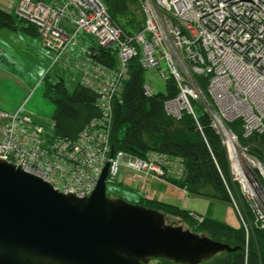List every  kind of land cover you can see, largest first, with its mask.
<instances>
[{"label": "built area", "instance_id": "obj_1", "mask_svg": "<svg viewBox=\"0 0 264 264\" xmlns=\"http://www.w3.org/2000/svg\"><path fill=\"white\" fill-rule=\"evenodd\" d=\"M140 2L143 27L129 33L111 19L102 0L17 1L15 14L36 27L54 54L52 63L58 61L71 79L96 93L99 114L70 138L55 133L52 119H36L24 107L25 100L13 110L0 107V157L77 196L90 194L106 162L112 179L123 168L140 174L145 183L181 176L180 156L156 150L146 156L122 150L111 154L112 99L128 77L129 60L136 56L144 68L154 67L165 79H174L177 92L164 101L167 113L179 118L186 111L196 119L194 101L203 104L227 151L230 139L248 157L264 200V189L251 171L255 167L264 181V161L240 147L237 134L225 125L226 120H239L244 136L264 131V0ZM81 33L91 35L99 46H114L116 64L94 60L91 48L79 43ZM198 75L206 79L205 91L195 79ZM144 89L147 94L153 91L148 83ZM235 175L242 193L253 202L255 220L264 227L262 199Z\"/></svg>", "mask_w": 264, "mask_h": 264}, {"label": "trees", "instance_id": "obj_2", "mask_svg": "<svg viewBox=\"0 0 264 264\" xmlns=\"http://www.w3.org/2000/svg\"><path fill=\"white\" fill-rule=\"evenodd\" d=\"M102 1L111 19L126 32L133 33L143 27L144 12L140 0ZM22 21L25 20L0 7V29H15ZM28 28L36 30L31 23L25 27ZM88 46L94 60L111 67L116 64L114 46H99L93 39ZM128 73L122 88L112 99L110 143L114 150L141 156L156 150L182 157V175L168 179L190 194L232 204L235 202L248 223L247 227L241 221L238 226H234L209 215L198 220L192 212L181 206L142 195L133 202L156 208L165 214L166 219L169 216L175 217L177 222H185L194 231L236 246L233 250L217 252L199 264H264V227L255 220L252 205L234 178L226 146L213 127L208 112L201 103L194 101L196 119L186 111L176 118L167 113L164 106L165 99L177 92L172 77L165 79L163 91L153 90L147 94L144 89L145 68L138 57L134 56L129 60ZM48 74L49 71L42 78L43 94L54 105L51 117L54 131L60 136L74 138L91 118L99 114L95 104L96 93L77 81L70 89L64 76L57 73L56 79L50 80ZM195 79L205 91L206 79L199 75ZM225 124L237 133L240 147H245L247 153L264 161V131H254L244 136L239 120H226ZM257 176L264 188L260 174L257 173ZM158 264L185 263L158 257Z\"/></svg>", "mask_w": 264, "mask_h": 264}, {"label": "water", "instance_id": "obj_3", "mask_svg": "<svg viewBox=\"0 0 264 264\" xmlns=\"http://www.w3.org/2000/svg\"><path fill=\"white\" fill-rule=\"evenodd\" d=\"M107 172L108 162L90 194L77 196L0 157V264H198L236 248L108 195Z\"/></svg>", "mask_w": 264, "mask_h": 264}, {"label": "crops", "instance_id": "obj_4", "mask_svg": "<svg viewBox=\"0 0 264 264\" xmlns=\"http://www.w3.org/2000/svg\"><path fill=\"white\" fill-rule=\"evenodd\" d=\"M17 1L18 0H12L11 9L9 10L10 12L14 13ZM43 1L53 2L58 0ZM28 25V22L22 21L20 23V26L15 29H0V58H3L5 56L7 59L10 58L8 56V53L10 51H13L10 45L17 47L21 51H25V49H27L28 47L39 49L40 47L42 48L44 46L42 44L40 35L34 28L25 29V27ZM79 39V43L81 45H89L90 41H92L93 38L88 36L86 33H81ZM9 41H11L12 44H9ZM45 49L48 50L46 47ZM3 51H6V53H4ZM73 51L76 55L78 54L77 49L74 48ZM1 66L5 70H7L4 65ZM10 77L12 81L11 84L10 82L8 83V79L6 78V76L0 77V87L9 88L10 90L11 88H13V90L7 94H0V103L7 106H3L2 104L0 105L5 109L13 110L21 104V100L27 95L28 88L34 86L35 81H33V78H31V76H28L26 78L24 74L19 76L20 79L15 76ZM33 93H35V91H33L32 94ZM32 94L28 97V99H30ZM39 99L42 100L43 98L40 97ZM142 179L143 177L140 174L127 168L121 169L117 177V180L121 182V184L122 182H124V186L131 192L137 194L138 197L142 195L146 198H156L161 201L181 206L189 210L190 212H197L199 214H202L203 216L209 215L211 217L224 220L234 226H238L240 224V219L238 218L232 204L229 202L218 201L212 198L190 194L186 191L185 188H182L163 179H147L145 180L147 183L142 181ZM141 182L142 185L145 183L144 187L140 185Z\"/></svg>", "mask_w": 264, "mask_h": 264}, {"label": "rangeland", "instance_id": "obj_5", "mask_svg": "<svg viewBox=\"0 0 264 264\" xmlns=\"http://www.w3.org/2000/svg\"><path fill=\"white\" fill-rule=\"evenodd\" d=\"M11 3H12V0H0V7L9 11L11 9ZM87 35L92 37L89 34ZM9 44H12V42L9 41ZM10 47L13 49V51H10V52L8 51L9 52L8 56L10 57L8 58L9 60L6 58V56L3 58H0V66L4 65L7 69L5 70L2 66L0 67V77L6 76V78L8 79V83L10 82L11 84L12 81L10 79L11 78L10 76H13V77L15 76L19 79H20L19 76L22 74H24L26 78L28 76H31V78H33V81H35V84L34 86H31V87L28 86L29 88L27 91V95L25 96V98L21 100V103L25 99L24 107L30 110L36 119L44 121V122L49 121L52 117L54 105L52 101L43 94L44 79H42V77L45 75L46 72L49 71L48 78L50 80H55L57 77L56 74L58 73L65 77V79L68 82L67 85L69 86L70 89H72L76 81L71 79L70 71L68 69H63V67L60 66L58 61L55 62V64L52 63L54 54L48 47H46L48 50H46L44 46L42 48L40 47L41 49L28 47L27 49H25V51H21L17 47H14L11 45ZM3 52L6 53V51H3ZM145 81L146 83H148V85L151 87L152 90L163 91L165 89V78L162 77L158 73V70L154 67L145 68ZM12 90L13 88H11L10 90L9 88L0 87V94L2 93L7 94ZM33 91H35V93L32 94ZM31 94L32 96L30 97V99H28V97ZM39 96L43 99L40 100ZM2 105L7 106L5 104H2ZM1 108H4V107H1ZM244 157L245 159L248 160V157L246 158L245 155ZM229 160H230V157H229ZM230 166L232 167L233 172H236L231 161H230ZM236 174L238 175L239 173L236 172ZM236 177L239 180L240 177L238 176ZM124 185H125L124 182H122L121 184V182H119L117 178H114V179L108 178L106 182L107 194L112 197L121 196L129 201L137 200L138 195L135 194L134 192H131ZM253 191L257 194V192L255 191V188H253ZM253 200L257 201L258 203L261 202L260 200H257V199H253ZM251 204L253 205V202H251ZM232 206L235 209L234 204H232ZM195 215L196 214L193 213L194 217ZM166 220L167 222L173 223V224L181 223V222H177V219L171 216L167 217ZM247 223L248 222H246V224ZM181 224H183L185 227H188V225L185 222H182ZM151 264H156V262L152 261Z\"/></svg>", "mask_w": 264, "mask_h": 264}, {"label": "bare ground", "instance_id": "obj_6", "mask_svg": "<svg viewBox=\"0 0 264 264\" xmlns=\"http://www.w3.org/2000/svg\"><path fill=\"white\" fill-rule=\"evenodd\" d=\"M227 146H228V153L230 156L231 163L233 164V167L235 168L236 172L239 173L238 177L242 178L246 184H249V188L252 191L253 188H255V191L257 192L258 196L261 198V193L259 192V189L256 187L255 181L253 180L252 175L250 174V167L248 166V160L245 159L244 155L230 139L227 142ZM249 162L253 163L252 161ZM262 201L264 202L263 199Z\"/></svg>", "mask_w": 264, "mask_h": 264}, {"label": "flooded vegetation", "instance_id": "obj_7", "mask_svg": "<svg viewBox=\"0 0 264 264\" xmlns=\"http://www.w3.org/2000/svg\"><path fill=\"white\" fill-rule=\"evenodd\" d=\"M152 261H154V262H156V264H158V258H155V257L151 258L147 264H151Z\"/></svg>", "mask_w": 264, "mask_h": 264}]
</instances>
